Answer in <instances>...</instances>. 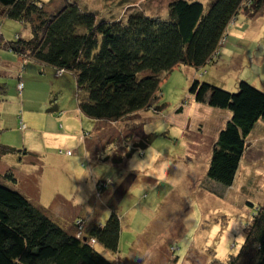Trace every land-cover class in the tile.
<instances>
[{
  "label": "rangeland",
  "instance_id": "374dc122",
  "mask_svg": "<svg viewBox=\"0 0 264 264\" xmlns=\"http://www.w3.org/2000/svg\"><path fill=\"white\" fill-rule=\"evenodd\" d=\"M40 1L50 11L66 2ZM69 1L117 21L135 12L167 18L170 0ZM0 30V73L4 74H0V85L5 88L0 102V144L3 141L1 145L18 152L36 151L0 159V175L10 170L17 180L7 185L67 231L87 216L104 224L113 205L121 219L119 251L103 256L115 264H218L215 260L224 262L237 254L244 227L254 213L249 204L264 206V123L258 122L250 134L234 186L225 189L211 182V189L215 186L213 191L220 190L222 195L214 197L205 178L212 145L229 113L209 104L207 92L202 96H207L205 101H196L191 86L195 81L209 90L231 93L244 81L264 92V10L253 16L239 13L227 29L216 62L199 69L179 66L161 77L158 105H165L161 112L141 111L117 122L97 123L95 129L93 121L73 110L76 95L83 97L75 84L58 86L56 82L54 87L51 73L26 70L33 65L30 62L22 68L26 58L15 73L18 58L3 44L16 35L30 37L29 28L3 19ZM18 75L24 82L21 97L16 91ZM54 106L57 111L49 113ZM180 107L182 112L177 113ZM18 116L26 125L22 133L17 129ZM66 118L74 124V140L61 137L68 130ZM135 124H142L143 132L155 137L147 149L135 150L128 160L137 141L130 138L136 135L135 129L129 130ZM83 130L91 134L84 136ZM43 132L59 135L53 136L52 147L44 142ZM48 148L53 157L47 156ZM118 158L125 164L115 168L109 160ZM136 160H143L138 172L133 170ZM164 161L167 169L162 167ZM99 181L107 186L103 196L97 189ZM79 229H85L83 222Z\"/></svg>",
  "mask_w": 264,
  "mask_h": 264
},
{
  "label": "trees",
  "instance_id": "16d2710c",
  "mask_svg": "<svg viewBox=\"0 0 264 264\" xmlns=\"http://www.w3.org/2000/svg\"><path fill=\"white\" fill-rule=\"evenodd\" d=\"M167 9V18L135 12L115 21L81 8L77 1L66 0L50 11L40 0H0V20L27 26L31 35H16L3 48L20 60L26 58L22 68L30 62L71 76L76 91L83 94L76 95L80 113L96 124L150 109L161 112L165 108L158 105L161 77L179 66L199 69L216 62L230 23L240 12L250 16L263 12L264 0H210L206 5L198 0H170ZM191 88L197 93L196 101H205L207 96H202L207 92L209 104L229 113L212 145L205 178L211 195L221 198L211 182L225 189L234 186L250 134L258 122L264 123V92L244 81L231 93L209 90L195 81ZM4 94L0 85V102ZM181 112L182 107L177 110ZM135 126L129 129H135L136 135L129 134L137 141L128 160L147 149L155 137L145 134L142 124ZM21 153L33 155L0 144V159ZM109 162L115 168L125 164L120 158ZM16 181L10 170L0 175V264H115L103 256L119 251L121 219L113 205L104 224L87 216L67 231L7 185ZM104 183H97L100 196L107 191ZM249 206L254 213L244 227L239 251L216 263L264 264V206ZM82 222L85 229L81 230Z\"/></svg>",
  "mask_w": 264,
  "mask_h": 264
},
{
  "label": "crops",
  "instance_id": "0c3cea01",
  "mask_svg": "<svg viewBox=\"0 0 264 264\" xmlns=\"http://www.w3.org/2000/svg\"><path fill=\"white\" fill-rule=\"evenodd\" d=\"M20 36V35H19ZM18 58V57H17ZM20 59L18 58V63L14 66V68H15V73H17L19 70H20ZM26 70H33V71H36L35 73H39V74H42V75H45V74H47V73H51L52 74V79H51V83H52V85L54 86V87H56V82L59 84L58 86H62V85H64V84H66V83H73V84H75L74 83V81H73V79H72V77L71 76H68V74H62L61 76H57L56 75V72H55V70L54 69H51V68H45V67H41V66H39V65H36V64H34L33 63V65L32 66H30V67H27L26 68ZM24 71H25V68H24ZM1 75H4L3 74V71H2V73H0ZM8 74V73H7ZM9 75V74H8ZM0 78H1V76H0ZM18 82H21L22 84H23V90H24V82H23V77L22 78H20L19 79V81ZM18 82H17V84H18ZM55 83V84H54ZM3 85V84H2ZM17 86V85H16ZM17 91V90H16ZM19 95V94H18ZM76 95V94H75ZM22 95H20L19 97H21ZM75 99H76V103H77V105H76V107H75V109H73L76 113H77V116L78 115H80L81 113H80V111H79V109H78V100H77V98L75 97ZM73 108V107H72ZM54 109V110H53ZM51 111H57V107L56 106H54V107H52L51 108ZM51 111H49L48 110V112L50 113ZM66 112H69V110H67ZM61 113V112H60ZM82 115V114H81ZM57 117H59V116H57ZM18 119H19V121H18V125H17V129L22 133L24 130H22V129H20V125L21 124H23V126L25 127V129H26V125L23 123V121H22V119H21V116H18ZM58 119V118H57ZM64 122H65V127H66V129H68V130H66V132L64 133V136H62L61 135V137L63 138V140H69V139H71V140H74L75 139V135L73 134V132H71L72 131V129H73V127H74V124L73 123H70L69 122V120H68V118H66L65 120H64ZM95 125H96V123H94V129H95ZM36 131V130H35ZM84 131V130H83ZM93 131V130H92ZM34 132V131H33ZM84 132H86V131H84ZM90 132V131H89ZM91 133V132H90ZM42 135H45V137L46 138H43L44 139V142H46V143H50L49 144V147H52V143H53V141L54 140H52V138H53V136H55V137H58L59 135H57V134H52L51 132H43L42 133ZM83 135H84V133H83ZM2 143H3V141H1ZM1 143V144H2ZM34 149H38V148H34ZM51 148H48L47 150H46V154H47V156H50V150ZM42 150H45V149H42ZM24 151V150H23ZM26 151H28V150H26ZM29 151H31V150H29ZM28 151V152H29ZM36 152V151H35ZM34 152V150H33V152H29V153H32V154H34L35 153ZM22 154V153H21ZM27 156H30V154H28ZM50 157H53V156H50ZM23 158V157H22ZM22 158H20L19 157V159H22Z\"/></svg>",
  "mask_w": 264,
  "mask_h": 264
},
{
  "label": "clouds",
  "instance_id": "9594fccd",
  "mask_svg": "<svg viewBox=\"0 0 264 264\" xmlns=\"http://www.w3.org/2000/svg\"><path fill=\"white\" fill-rule=\"evenodd\" d=\"M157 158H158V159L160 158L159 154H157ZM144 159H145V158H144ZM144 159H143V160H144ZM143 160H136V164H135V167H134V169H133L134 171L138 172V165H139V163H140L141 161H143ZM162 167H164L165 169H167V168L169 167L167 161H164V162H163ZM144 187H145L144 185L141 186V190H142V191L144 190ZM241 243H243V241H241Z\"/></svg>",
  "mask_w": 264,
  "mask_h": 264
},
{
  "label": "built area",
  "instance_id": "2783aa9c",
  "mask_svg": "<svg viewBox=\"0 0 264 264\" xmlns=\"http://www.w3.org/2000/svg\"><path fill=\"white\" fill-rule=\"evenodd\" d=\"M56 75L61 76V72H56ZM16 90L19 94V96L21 95V92L23 90V84L21 82H18L17 86H16ZM20 129H24L23 124L20 125ZM85 136V135H84ZM67 154H70L69 152Z\"/></svg>",
  "mask_w": 264,
  "mask_h": 264
}]
</instances>
